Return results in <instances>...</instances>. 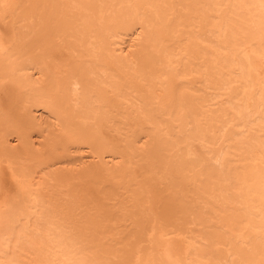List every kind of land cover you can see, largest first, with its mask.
Returning <instances> with one entry per match:
<instances>
[{"label":"bare ground","instance_id":"6f19581e","mask_svg":"<svg viewBox=\"0 0 264 264\" xmlns=\"http://www.w3.org/2000/svg\"><path fill=\"white\" fill-rule=\"evenodd\" d=\"M230 258L264 264V0H0V264Z\"/></svg>","mask_w":264,"mask_h":264},{"label":"rangeland","instance_id":"374dc122","mask_svg":"<svg viewBox=\"0 0 264 264\" xmlns=\"http://www.w3.org/2000/svg\"><path fill=\"white\" fill-rule=\"evenodd\" d=\"M137 174H138V173H137ZM93 193H94L93 191L90 192V194H93ZM154 202L156 203V200H154ZM157 209H158V208H157ZM157 209H156V213H157V211H158ZM153 214H154V213H153ZM223 243H224V242H223ZM211 244H212L211 242H208V246H207V247H209V248H211V249L217 248V245H215V246H213V247H210ZM232 261H233V262H232ZM234 262H235L234 259H233V258H230V264H234Z\"/></svg>","mask_w":264,"mask_h":264}]
</instances>
